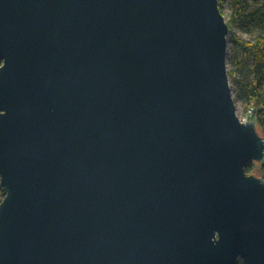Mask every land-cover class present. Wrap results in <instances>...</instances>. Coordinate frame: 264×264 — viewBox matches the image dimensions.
<instances>
[{
    "label": "water",
    "instance_id": "obj_1",
    "mask_svg": "<svg viewBox=\"0 0 264 264\" xmlns=\"http://www.w3.org/2000/svg\"><path fill=\"white\" fill-rule=\"evenodd\" d=\"M219 3L0 0V264H264Z\"/></svg>",
    "mask_w": 264,
    "mask_h": 264
},
{
    "label": "rangeland",
    "instance_id": "obj_2",
    "mask_svg": "<svg viewBox=\"0 0 264 264\" xmlns=\"http://www.w3.org/2000/svg\"><path fill=\"white\" fill-rule=\"evenodd\" d=\"M263 1L264 0H242L240 3H237L236 0H225L223 9L227 21L234 18L231 23L232 30L228 35L227 66L231 88L233 89V97L236 100L238 114L241 119L247 117V114L250 112L249 108L252 105H255V109H258V113L261 111L262 115L264 114V100L261 101L260 98L253 100L252 105L249 107L247 105L248 99L243 97L245 89L243 85L254 80L249 66L252 64V56L250 54L249 57V55L246 54L244 42H254L258 35L264 34V20L262 17L264 13V8L262 6ZM242 61L247 62L246 64L248 66L244 67L239 64ZM231 72H234L235 75L231 76ZM248 118L249 120L256 121L258 129L260 128L259 121L255 119V113ZM263 161L255 163L254 172L259 176L264 174V172L262 173L261 171ZM0 199L3 200L1 193Z\"/></svg>",
    "mask_w": 264,
    "mask_h": 264
},
{
    "label": "trees",
    "instance_id": "obj_3",
    "mask_svg": "<svg viewBox=\"0 0 264 264\" xmlns=\"http://www.w3.org/2000/svg\"><path fill=\"white\" fill-rule=\"evenodd\" d=\"M220 3V10L224 12V4H225V0H219ZM237 3H240L242 0H236ZM263 8H264V1H263ZM236 15V14H234ZM235 17V16H234ZM263 20H264V13L262 14ZM234 18L230 19L229 25H230V30L229 32L232 30V26L231 23L233 21ZM244 45L246 46V54L249 55L250 54L252 56V66H250V70L252 75L254 76V80L249 82L246 85H243L244 89V95L243 97L248 99L247 100V105L250 107L253 103V100H256L258 98L262 100H264V34H260L255 38V41H245ZM1 63V62H0ZM247 62H240L239 64L245 66H248L246 64ZM231 76H234V72L230 73ZM261 113V114H259ZM258 113V109L255 113V116L257 117L256 120L259 121V125L260 128L258 129L259 132H261L264 135V114L262 115V112L260 111ZM264 113V112H263ZM255 161H250V163L247 165V171L248 173H255L254 169H255ZM262 173L264 172V161L262 163ZM258 175V174H257ZM261 175V174H260ZM5 189L0 187V193L2 194V196H5ZM2 200L0 199V202ZM237 264H242V261H239Z\"/></svg>",
    "mask_w": 264,
    "mask_h": 264
},
{
    "label": "built area",
    "instance_id": "obj_4",
    "mask_svg": "<svg viewBox=\"0 0 264 264\" xmlns=\"http://www.w3.org/2000/svg\"><path fill=\"white\" fill-rule=\"evenodd\" d=\"M249 110H250V112L247 114V117L245 118H243V119H241V120H243V121H248L249 120V118L248 117H250V115L252 116V114L253 113H256V111H257V109H255V105H252L250 108H249ZM257 117L255 116V119H256ZM263 176V178H264V174L262 175Z\"/></svg>",
    "mask_w": 264,
    "mask_h": 264
}]
</instances>
